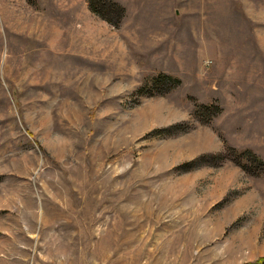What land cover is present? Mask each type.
Returning <instances> with one entry per match:
<instances>
[{"label": "rangeland", "instance_id": "374dc122", "mask_svg": "<svg viewBox=\"0 0 264 264\" xmlns=\"http://www.w3.org/2000/svg\"><path fill=\"white\" fill-rule=\"evenodd\" d=\"M259 23L264 0H0V264L263 258Z\"/></svg>", "mask_w": 264, "mask_h": 264}, {"label": "crops", "instance_id": "0c3cea01", "mask_svg": "<svg viewBox=\"0 0 264 264\" xmlns=\"http://www.w3.org/2000/svg\"><path fill=\"white\" fill-rule=\"evenodd\" d=\"M255 32L257 33V43H255V45L261 52L264 48V23H259L258 29L256 28Z\"/></svg>", "mask_w": 264, "mask_h": 264}, {"label": "trees", "instance_id": "16d2710c", "mask_svg": "<svg viewBox=\"0 0 264 264\" xmlns=\"http://www.w3.org/2000/svg\"><path fill=\"white\" fill-rule=\"evenodd\" d=\"M90 1H92V0H90ZM93 10L95 11V9H93ZM96 12H97V11H96ZM123 15H124V14H123V9L120 7V12H119V14H118L117 19H115L114 22H115V23H119L120 20L122 19ZM247 264H264V257L258 259V260H257L256 262H254V263H247Z\"/></svg>", "mask_w": 264, "mask_h": 264}]
</instances>
